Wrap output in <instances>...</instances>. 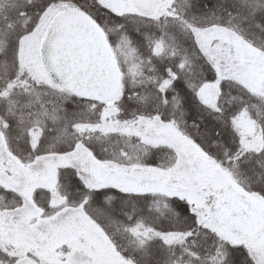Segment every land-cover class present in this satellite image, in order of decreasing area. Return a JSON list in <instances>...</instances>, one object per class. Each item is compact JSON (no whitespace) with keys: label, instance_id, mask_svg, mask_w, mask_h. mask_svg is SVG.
<instances>
[{"label":"snow or ice","instance_id":"snow-or-ice-1","mask_svg":"<svg viewBox=\"0 0 264 264\" xmlns=\"http://www.w3.org/2000/svg\"><path fill=\"white\" fill-rule=\"evenodd\" d=\"M0 264H264V0H0Z\"/></svg>","mask_w":264,"mask_h":264}]
</instances>
